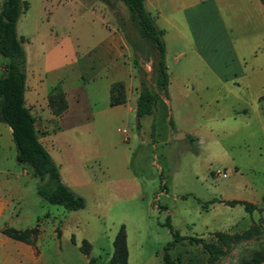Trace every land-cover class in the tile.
<instances>
[{"label": "rangeland", "instance_id": "374dc122", "mask_svg": "<svg viewBox=\"0 0 264 264\" xmlns=\"http://www.w3.org/2000/svg\"><path fill=\"white\" fill-rule=\"evenodd\" d=\"M109 1L100 15L116 26L122 22L120 30L131 45L122 35V46L114 41V47H107L111 36L96 22L98 11L86 0L46 2L49 25L39 14L38 0H30L24 29H18L27 37V66L54 85L49 94L61 92L67 99L61 120H55L44 100L30 106L37 137L47 144L45 135L60 124L56 144L63 158L75 160L63 164V176L79 184L78 194L85 200L83 208L71 211L49 204L36 194L46 179L39 181L19 164L10 170L24 189L19 215L27 211L36 216L23 235L42 236L46 264H89V258L104 264L121 224L128 237V264H161L173 232L177 241L167 253L178 264H239L264 250V99L257 100L264 96V84L246 85V74L229 78L228 48L213 9L194 30L178 22L169 30L164 53L167 107L154 100L137 128L139 80L157 92L154 61L130 26L124 5ZM221 2L217 11L233 43L245 38L264 42V29L255 18L246 20L235 5L232 15ZM147 8L155 13L149 4ZM118 80L126 101L108 106V85ZM168 118L195 137L173 138ZM222 198L254 202L256 208L248 212L240 203L224 205L217 201ZM215 231L241 238L209 262L201 243L193 239L213 241ZM83 240L90 245L87 255L81 251Z\"/></svg>", "mask_w": 264, "mask_h": 264}, {"label": "trees", "instance_id": "16d2710c", "mask_svg": "<svg viewBox=\"0 0 264 264\" xmlns=\"http://www.w3.org/2000/svg\"><path fill=\"white\" fill-rule=\"evenodd\" d=\"M114 1H120L124 5L130 26L146 43L148 56H151L154 61V83L157 92L151 93L144 79L139 80L140 88L134 108L136 127L139 128V119L151 113L154 100H159L163 107H167L164 102V99H168V73L164 61L163 29L155 24L153 16L145 8L144 0ZM259 1L264 9V0ZM101 2L107 6L111 5L109 0H101ZM27 7L28 4L24 0H1L0 2V56L3 59V71L0 75V122L10 128L17 161L29 168L32 177L41 182L46 179L44 183H39L36 187V194L49 204L62 206L69 211L78 210L85 205L83 196L61 180L58 166L37 137L34 127L35 117L25 105L26 53L23 43L27 38L17 34L16 23L18 18L27 10ZM118 25L122 28L123 23L120 22ZM125 39L131 45L127 36ZM124 102L122 83L119 81L112 83L109 88L108 104L113 106ZM47 104L53 114H59L66 108L64 94L52 92L47 98ZM168 124L172 126L170 118H168ZM217 201L230 206L240 203L248 212L256 208L253 203L245 200L218 199ZM1 232L14 239L23 240V234L27 230L19 231L12 227H6ZM172 235V240L164 246L161 264H178L167 253V250L177 241L174 232ZM213 235L215 240L210 242H201L197 238L193 239L201 243V247L209 255V262L215 260L216 255L222 254L230 241L241 238L239 234H227L221 231H215ZM82 244L86 246L81 248V251L87 255L90 245L84 240ZM111 245L110 257L104 264H126V232L122 224L115 232ZM262 261H264V250H257L243 258L239 264H259ZM88 263L95 264L93 258H89Z\"/></svg>", "mask_w": 264, "mask_h": 264}, {"label": "crops", "instance_id": "0c3cea01", "mask_svg": "<svg viewBox=\"0 0 264 264\" xmlns=\"http://www.w3.org/2000/svg\"><path fill=\"white\" fill-rule=\"evenodd\" d=\"M24 1L27 2L28 7L26 12L23 13L17 20L16 32L18 35H22L25 38H27L25 34L19 31L24 27L26 15L28 9L30 8V0H24ZM48 1L50 3L54 2L55 4H59L61 0H47V1L38 0L40 4L39 14L40 12L41 14H43V16L46 18V23L49 25L48 15L50 14L48 9H46L47 5H45V3ZM73 1H76L78 4L83 3L82 2L83 0H73ZM86 1H87L86 4L91 3L92 6L94 4V6L98 11L97 13L99 15V17L98 16L96 17V22L100 25V27H102V30L104 32L107 31V33H105L107 37L109 35L111 36L112 40L111 42L108 41L106 46L114 47V41H117L118 44L122 46L123 44L122 35L124 39L126 36L122 34L121 32L122 30H120L122 28L119 25L116 26L114 22L112 23L106 22L104 16H101L102 14L100 15L104 3L101 2V0H86ZM221 1L222 2L220 3V6L223 9L226 8V10L230 9V11H232V10H236L235 8H233L236 6L238 10L237 12H241V14L245 16L244 18L246 20L251 18V20L253 21V19L255 18L256 24L260 26V28L262 27L264 29V9L259 0H221ZM147 4H149L153 8L155 12L154 14H152L148 10ZM144 5L146 10L151 14V16H153L155 24L159 28L163 29L162 39L164 42V48H166V40H169L168 38L169 30L172 28L174 24H176L177 22L183 23L185 25H189V27L191 26L192 30H194V28L196 29L197 25H201L203 22H205L204 20L205 16L212 15V10L214 9L218 14L217 17L219 18L220 21V26H221V31L223 33L225 46L228 48L227 59L229 65H231L228 71L229 78L237 79L238 77H241L243 74H246V80L244 81L247 82L245 83L246 85L248 83L254 84L255 81L264 84L263 40L259 42L258 40L255 41V38L254 41L245 38V40L236 39V42L233 43L229 35V32L227 30L225 21L223 20L221 13L219 15V11H217L219 8L218 0H198L196 2L195 0H155V2H153V0H144ZM165 8H171L173 12H167ZM253 13H255V15ZM232 15H235L233 14V11H232ZM104 24H108L109 27H106ZM175 30L179 33L178 35L181 38H185V35L182 34V32H180L178 28H175ZM194 33L195 31L191 32L193 36H195ZM96 45L92 46L90 49L93 50V48ZM237 47L243 49V51H239ZM261 48H263V51ZM105 51L106 50L104 49L102 53H104ZM2 62L3 59L0 58V75L2 74L3 71ZM118 81H114V82H118ZM114 82H111L108 85L107 104L109 102V88L111 84ZM53 86H54L53 84L47 85L42 80V77L37 69H34L32 67L29 68L27 66V60H26L24 101L26 107L29 108L31 113L32 111L30 109V106L38 105L43 100L46 101L47 104V98L49 96L48 94L53 88ZM167 87H168V83H167ZM64 99L66 102V108L63 111H66L67 110L66 94H64ZM260 99H264V96L261 95L257 98V100ZM117 105H121V104H117ZM117 105H113V106H117ZM108 106L110 105L108 104ZM48 108L52 113L51 108L49 106ZM134 108H135V101H134ZM63 111H61L59 114L52 113L53 115L52 114L51 115L56 118L55 120L57 119L61 120L65 115V112ZM241 111L244 112L245 110L241 109ZM61 113L62 115L58 116ZM5 125L6 124L0 122V264H46L47 260L46 258L43 257L40 251L42 236L38 235L35 238V235L33 236L27 235L24 236L23 240H17L1 232V230L6 227H12L16 230H27L33 224H35V220H36V216L28 213L27 211H24L23 215H19L21 211V207L19 204H20V200H22L23 198L22 194L24 189L22 187V182L14 179L18 177L16 175H13V173L10 170L18 169L20 163L17 161L15 156V148L11 139L10 128L7 125L6 126ZM60 128L61 126L59 124L57 129H53L54 130L53 132L45 135L46 137L45 140L46 142H48L47 144L42 143L40 139L39 141L44 146L46 151L49 153L55 164L58 166L61 180L66 185H68L72 190L79 193L77 191L78 188L76 187L79 186V184L77 183L74 184L72 181L65 179V177L63 176V171H62L64 168L63 164L65 163L74 164L75 160H73L71 156H68L67 158H63L61 156V151H62L61 147L56 144V139L60 134ZM170 135H172L173 138H187L189 141H191V139L195 137L194 134L189 133L188 131L182 129L180 126H177L175 124H172V126L170 127ZM41 234H43V232H41ZM127 240L128 237L126 234V246H127L126 264H128L129 261V250H128ZM38 250L39 252H37ZM263 263L264 261L260 262L259 264H263Z\"/></svg>", "mask_w": 264, "mask_h": 264}, {"label": "built area", "instance_id": "2783aa9c", "mask_svg": "<svg viewBox=\"0 0 264 264\" xmlns=\"http://www.w3.org/2000/svg\"><path fill=\"white\" fill-rule=\"evenodd\" d=\"M218 175H219V173L218 172H216ZM221 176H224V174L222 173V174H220Z\"/></svg>", "mask_w": 264, "mask_h": 264}]
</instances>
